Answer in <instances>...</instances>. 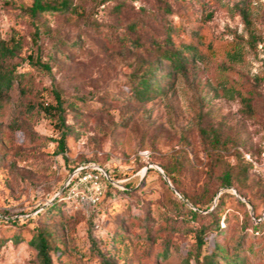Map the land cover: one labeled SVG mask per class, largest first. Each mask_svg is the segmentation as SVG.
Listing matches in <instances>:
<instances>
[{
	"label": "rangeland",
	"instance_id": "374dc122",
	"mask_svg": "<svg viewBox=\"0 0 264 264\" xmlns=\"http://www.w3.org/2000/svg\"><path fill=\"white\" fill-rule=\"evenodd\" d=\"M238 1L70 0L78 13L32 18L24 13L31 0H0V38L20 37L19 56L10 62L32 76L37 100L52 104L53 90L66 100L84 98L63 113L73 126L64 152L54 117L24 112L17 82L0 99V216L16 218L0 220V264H37L27 244L34 226L50 233L51 264H100L88 248V227L114 264H193L215 242L229 255L237 239L239 264H264V0H245L252 48L233 6ZM167 38L197 44L184 72H170L150 51ZM27 53L49 69L22 59ZM155 59L161 93L130 99L131 77ZM246 88L250 112L236 95ZM199 115L203 127L219 131L223 149L200 136ZM84 165L109 178L99 176L102 193L87 209L64 194L67 176ZM226 166L236 173L229 187L220 185ZM172 198L198 207L199 215L174 210ZM55 199L63 203L59 212L34 215ZM217 201L221 229L214 232L205 212ZM30 216L33 222H23ZM200 227L208 228L197 249Z\"/></svg>",
	"mask_w": 264,
	"mask_h": 264
},
{
	"label": "trees",
	"instance_id": "16d2710c",
	"mask_svg": "<svg viewBox=\"0 0 264 264\" xmlns=\"http://www.w3.org/2000/svg\"><path fill=\"white\" fill-rule=\"evenodd\" d=\"M234 8L237 10L238 15L244 25V28L247 32L246 42L250 48L253 47V44L256 41V36L252 30V23L249 17L248 8L245 0H240L236 2ZM43 12H60V13H78L75 6H71L70 0H59L54 3L43 2L42 0H31V3L27 8L24 9V13L29 15L32 18H36ZM72 46H77L78 41L72 40L70 42ZM136 47H141L142 44L134 42ZM21 49V40L17 33L13 32L8 39L0 38V99L7 96V92L12 87L14 82H17L19 96L23 98V111L29 113H38L43 112L44 114L54 117L55 129L57 130V138L55 139L57 149L60 152H64L66 137L73 134L72 124L65 123L63 113L66 109H73L77 107L78 101H84L83 97H76L71 99H64L60 96L59 92L56 90L52 91L53 103L52 104H43L39 102L36 98L37 92L36 88L33 86V78L27 71H17L16 63L10 62L13 58L19 56L18 52ZM59 52L56 47H53V52ZM150 51H153L156 54V58L159 60L166 61L169 66L170 72H184L189 63L194 59L197 54V44L193 41H184L173 43L169 38H167L162 44L155 43L150 48ZM51 57V54H50ZM22 59L26 60L28 63H31L35 67L41 69H49L47 62H41L37 56H33L32 53H27ZM158 60L155 59L154 64L147 63L144 68L133 74L130 81V99L146 102L153 99L157 94L161 93L163 86L158 82L156 78L157 66L155 63ZM167 78L168 76H163ZM261 79V78H259ZM257 79V81L259 80ZM262 80V79H261ZM236 95L241 103V105L247 111H252L251 99L252 92L250 89L238 90ZM201 117L197 116L196 119V129L201 137L206 139L207 143L212 149H223L219 147H224L223 141L219 137V131L214 127L205 128L200 123ZM215 158L220 161L221 153L214 152ZM169 185L174 186V180L170 175V172L166 168L161 167ZM232 166H226L222 168L220 172V185L223 187H229L233 184V178L236 177L232 170ZM245 169V168H244ZM176 188V186H174ZM178 190V189H177ZM184 197L181 194V198ZM214 195H212V198ZM219 197V196H218ZM195 203V202H193ZM63 203L61 199H55L51 201L47 206L42 209L40 214L37 212L34 214L36 217L42 216L47 217L49 214L54 212H59ZM172 207L176 211L185 210L189 217L194 218L199 215L198 207L195 209L186 208L184 202L178 201L175 198H172ZM218 201L215 205L205 214L210 216L209 228L211 231L217 232L221 229L218 225V216L215 215ZM0 220L5 222H14L16 218L14 216L6 215V218L0 216ZM35 220L34 216H30L23 219V222H33ZM22 222V223H23ZM258 223L252 224L253 228H258ZM207 227V228H208ZM206 227H200L196 233L195 247L198 249L200 245L203 244V236L207 231ZM88 248L99 260L100 264H114L113 260L109 258L102 250H100L96 244L94 237L92 236L90 227L87 228L86 232ZM50 233L44 230L41 227L34 226L33 230L30 233V237L27 240V244L35 250V260L37 264H51V247L49 243ZM15 240L17 238L15 237ZM241 242L237 239L232 245V252L228 255L226 249L217 244L213 243V246L207 251L202 257L201 260H198V257L195 258L193 264H220L219 259H225L230 261V264H239V249ZM166 247L162 249L163 253Z\"/></svg>",
	"mask_w": 264,
	"mask_h": 264
},
{
	"label": "built area",
	"instance_id": "2783aa9c",
	"mask_svg": "<svg viewBox=\"0 0 264 264\" xmlns=\"http://www.w3.org/2000/svg\"><path fill=\"white\" fill-rule=\"evenodd\" d=\"M101 175L109 180L97 166L84 165L75 168L65 181L66 199L85 209L94 206L102 193V185L99 180Z\"/></svg>",
	"mask_w": 264,
	"mask_h": 264
},
{
	"label": "water",
	"instance_id": "95a60500",
	"mask_svg": "<svg viewBox=\"0 0 264 264\" xmlns=\"http://www.w3.org/2000/svg\"><path fill=\"white\" fill-rule=\"evenodd\" d=\"M159 172H161V170L158 169ZM165 180L167 181V179L165 178ZM168 182V181H167Z\"/></svg>",
	"mask_w": 264,
	"mask_h": 264
}]
</instances>
